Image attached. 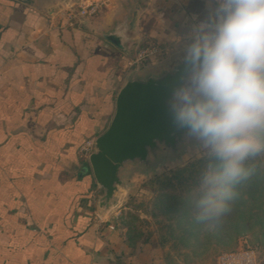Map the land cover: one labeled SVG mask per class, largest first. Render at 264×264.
Returning a JSON list of instances; mask_svg holds the SVG:
<instances>
[{"label": "crops", "instance_id": "obj_1", "mask_svg": "<svg viewBox=\"0 0 264 264\" xmlns=\"http://www.w3.org/2000/svg\"><path fill=\"white\" fill-rule=\"evenodd\" d=\"M99 1L106 7L81 24L63 18L68 9L59 0H0V264H149L128 228L120 230V209L108 218L97 213L100 191L80 150L108 127L134 70L128 62L155 46L157 54L135 69L168 68L187 55L217 5L82 3ZM135 12L136 48L128 56L99 33Z\"/></svg>", "mask_w": 264, "mask_h": 264}, {"label": "clouds", "instance_id": "obj_2", "mask_svg": "<svg viewBox=\"0 0 264 264\" xmlns=\"http://www.w3.org/2000/svg\"><path fill=\"white\" fill-rule=\"evenodd\" d=\"M188 49L190 86L176 90L175 123L195 137L210 159L191 209L196 224L220 222L264 152V0H216Z\"/></svg>", "mask_w": 264, "mask_h": 264}, {"label": "water", "instance_id": "obj_3", "mask_svg": "<svg viewBox=\"0 0 264 264\" xmlns=\"http://www.w3.org/2000/svg\"><path fill=\"white\" fill-rule=\"evenodd\" d=\"M28 1V0H20ZM73 11L78 0H59ZM138 12L116 23L113 30L99 35L128 56L136 48ZM81 24L88 19L80 18ZM192 65L187 55L179 57L166 69L157 73L129 71L115 96L112 119L104 132L94 141L88 157V168L99 189L97 213L108 218L121 209L129 196L127 180L132 171L148 172L165 156L176 157L194 142L186 129L174 121L171 109L176 90L190 86Z\"/></svg>", "mask_w": 264, "mask_h": 264}, {"label": "rangeland", "instance_id": "obj_4", "mask_svg": "<svg viewBox=\"0 0 264 264\" xmlns=\"http://www.w3.org/2000/svg\"><path fill=\"white\" fill-rule=\"evenodd\" d=\"M78 1L75 3L72 12L77 10L80 5L87 6L82 3L84 0ZM69 12L70 10H66L63 18L69 19ZM249 159L254 161L253 165H251L253 168L259 165L262 166V169L264 168V152ZM249 159L246 161V164ZM82 160L86 163L85 158ZM199 161L202 162L201 168L203 169L211 163L206 154V150L199 141L195 140L194 142H187L186 146L176 157L165 156L161 162L155 164L153 170L148 172L136 170L137 174L132 179V190L129 193L125 205L117 214L118 218L122 219H120V230L124 229L123 227L125 229L128 228L129 242L136 246L139 245V247L142 245L141 258H146L149 264L150 262H154V264H168V256H177V250H174V245L177 243L180 229H186L189 226L181 224L180 227H177L174 219L175 215L165 214L163 211L164 208L159 205V196L173 194V196L184 198L190 188L196 192L198 183L194 185L191 180L181 181L183 174H178L177 172L183 169L193 170L194 168L192 166L194 165L199 168ZM197 179H199L198 176ZM166 183L167 186L168 184L170 185V187L168 186L169 188L166 186ZM190 183L193 186L189 187ZM187 208L185 205L177 206L178 211H183ZM258 211L261 213L257 207L253 209L254 213L260 214ZM250 224L251 233H254L253 236H242L236 246L232 248L233 250L231 248L225 249L219 244L214 245L208 251V249L206 250V248L202 247L203 242L201 236L198 235L196 240L192 239L190 241L187 249L177 252L186 254L189 251L191 252V250H196L197 257L193 264H217L218 257L223 253L231 252L241 247L254 248L256 246L261 252V264H264V238L261 236L258 237L259 235H257L264 233V219H250ZM217 226L213 224L211 227H205L204 230L212 231L213 229H218ZM194 231H199V228L195 227ZM172 234H175L177 239L172 238Z\"/></svg>", "mask_w": 264, "mask_h": 264}, {"label": "trees", "instance_id": "obj_5", "mask_svg": "<svg viewBox=\"0 0 264 264\" xmlns=\"http://www.w3.org/2000/svg\"><path fill=\"white\" fill-rule=\"evenodd\" d=\"M253 160L249 159L247 166L252 170V175L250 178L245 181V183L240 184L237 187L239 193L238 198L231 204V211L225 217L221 219L220 222L214 223L218 229H213L212 231H205V227H211V225L196 224L192 219L191 209L193 206V201L196 196V192L192 191V188L188 190V195L186 194L184 198L178 196H173V194H163L159 196V205L164 208L163 211L165 214L175 215V224L177 227L182 225L189 226L188 228L180 229V234L178 235L177 243L174 245V250L183 251L187 249L190 241L192 239L196 240V237L201 236L202 247L212 249L214 245L221 244L225 249L234 248L238 240L244 235H252L251 233V224L250 219L260 220L264 219V168L262 166H255L253 168ZM202 162L199 161L198 166L194 165L193 170L183 169L178 171V174H183L181 181L191 180L192 183L197 184L199 179L197 176H200ZM201 169V170H198ZM194 176V178H193ZM188 181V182H191ZM167 186V183H166ZM170 187V185L168 184ZM167 186V187H168ZM191 183L189 187H191ZM168 187V188H169ZM185 205L187 209L177 210V206ZM257 207L260 209L261 213H254L253 209ZM257 212V211H255ZM221 226V229H220ZM199 228V231H194V228ZM182 228V227H181ZM202 230V231H200ZM258 237L264 238V233L257 234ZM255 237V236H254ZM172 238H176L175 234H172ZM179 241V242H178ZM198 241V240H197ZM263 242V241H260ZM264 243V242H263ZM264 246V244H263ZM255 249H258L254 246ZM233 250V249H232ZM177 253V256H168V264H193L195 258L197 257L196 250H191L189 253Z\"/></svg>", "mask_w": 264, "mask_h": 264}, {"label": "built area", "instance_id": "obj_6", "mask_svg": "<svg viewBox=\"0 0 264 264\" xmlns=\"http://www.w3.org/2000/svg\"><path fill=\"white\" fill-rule=\"evenodd\" d=\"M104 7L106 3L103 1L93 2L87 6H78L74 12H69V19H80L81 17L92 18L96 16ZM158 50L155 46H147L141 49L136 58L128 62L130 69L143 66L151 57L157 54ZM95 139L87 140L81 147L80 153L88 163V157L94 147ZM217 264H261V256L258 249L241 247L231 252L221 254L217 259Z\"/></svg>", "mask_w": 264, "mask_h": 264}]
</instances>
